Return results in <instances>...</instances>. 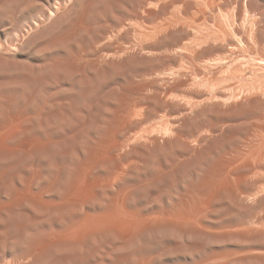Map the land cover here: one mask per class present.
<instances>
[{
    "label": "rangeland",
    "instance_id": "1",
    "mask_svg": "<svg viewBox=\"0 0 264 264\" xmlns=\"http://www.w3.org/2000/svg\"><path fill=\"white\" fill-rule=\"evenodd\" d=\"M147 1L0 0V264H264V0Z\"/></svg>",
    "mask_w": 264,
    "mask_h": 264
},
{
    "label": "bare ground",
    "instance_id": "2",
    "mask_svg": "<svg viewBox=\"0 0 264 264\" xmlns=\"http://www.w3.org/2000/svg\"><path fill=\"white\" fill-rule=\"evenodd\" d=\"M189 1H190V0H155L152 8H150V7L148 8V7H146L147 10H144L143 13H144L145 16L148 17V18H149V16H153V15L158 16L159 13H165V12L168 11V10L171 11V12H169V14H168V15L171 14V16H166V17H169V21H168V22L166 21L167 23H162V21H161V22L158 21V23L154 24L152 27H151V25L149 26V27H151V28H150L151 31H153V33H151V34L154 35V33H155V34H156V33H161V36H162V32H164V34L167 35L169 32H171V31H173V30L178 31V30L183 29V28H185V29L187 30L186 27H187L189 24L186 26V19H184L185 16H184V18H182L181 16H177L176 14L179 13L178 15H181L180 13H182V9H183V7H185V5H186ZM191 1H192V0H191ZM194 1H195V0H193V2H194ZM196 1H197V0H196ZM196 1L194 2L195 4H197ZM228 1H230V0H228ZM242 1H244V0H242ZM147 2L149 3L150 0H148ZM198 2H199V1H198ZM211 2H212V1H211ZM219 2H220V0H219ZM221 2H223V1H221ZM201 3H203V2H201ZM201 3H200V5H201ZM206 3H207V2H206ZM216 3H217V2H216ZM223 3H224V2H223ZM227 3H228V2H227ZM232 3H233V1H232ZM236 3L239 4L238 2H236ZM243 3H244V2H243ZM149 4H150V3H149ZM149 4H146V5L150 6ZM208 4H209V3H208ZM220 4H222V3H220ZM229 4H230V3H229ZM237 4H235V5H237ZM246 4H247V3H246ZM141 5H142V4H141ZM151 5H152V4H151ZM154 5H155V7H154ZM198 5H199V4H198ZM200 5H199V6H200ZM203 5H204V4H203ZM244 5H245V4H244ZM244 5H243L242 7H244ZM196 6H197V5H196ZM230 6H231V5H230ZM233 6H234V5H233ZM202 7H204V6H202ZM208 7H210V6H208ZM228 7H229V6H226L225 8H228ZM231 7H232V6H231ZM134 8H135V7H133V9H134ZM136 8H137V7H136ZM194 8H195V9H196V8L198 9V7H194ZM199 8H200V7H199ZM206 8H207V5H206ZM221 8H222V7H221ZM234 8H235V6H234ZM203 9H204V8H203ZM216 9H218V7H217ZM222 9H223V8H222ZM248 9H249V8H248ZM248 9H246V12L249 11ZM183 10H186V8H184ZM214 10H215V9H214ZM132 11H133V10H132ZM192 11H194V10H192ZM209 11H211V10H209ZM216 11H218V10H216ZM220 11H222V10L220 9ZM226 11H227V10H226ZM232 11H233V8H232ZM234 11H235V10H234ZM250 11H251V10H250ZM184 12H185V11H184ZM194 12H196V11H194ZM194 12H192V14H193ZM202 12H203V11H202ZM251 12H252V11H251ZM204 13H205V11H204ZM210 13H212V12H210ZM220 13H221V12H220ZM223 13L226 14V15H229L230 12H229V13H228V12H226V13L223 12ZM242 13H243V12H242ZM252 13H254V11H253ZM194 14H196V13H194ZM197 14H199V13H197ZM230 14H231V13H230ZM139 15H140V14H139ZM142 15H143V14H142ZM165 15H166V14H165ZM215 15H216V13H215ZM217 15H219V12H217ZM221 15H222V14H220L219 17H220ZM226 15H223V16H225V17H223V18H227L228 16L226 17ZM244 15H245V14H244ZM244 15H243V16H244ZM249 15H250V14H249ZM252 15H253V14H252ZM252 15H251V16H252ZM196 16H198V15H196ZM205 16H206V15L204 14L203 17H205ZM213 16H214V15H213ZM230 16H231V15H230ZM234 16H236V15L234 14V15H232L231 17L233 18ZM245 16H246V15H245ZM247 16H248V14H247ZM253 16H254V15H253ZM158 17H159V16H158ZM160 17H161V16H160ZM160 17H159V18H160ZM144 18H145V17H144ZM189 18L191 19V16H189ZM198 18H201V17L199 16ZM198 18H197L196 20H198ZM237 18H238V17H237ZM237 18H235V19L233 18V19L235 20V22H236V19H237ZM240 18H241V17H240ZM251 18H252V17H251ZM251 18L248 16L247 19L250 20ZM257 18H258V17H257ZM139 19H140V18H139ZM228 19H229V18H228ZM134 20H135V19H134ZM146 20H147V19H146ZM149 20H150V19H149ZM155 20H156V18L154 19V22H155ZM157 20H158V18H157ZM162 20L165 21V19H162ZM166 20H168V19H166ZM188 20H189V19H188ZM199 20H200V19H199ZM199 20H198V21H199ZM202 20H203V19H202ZM223 20H224V19H223ZM255 20H256V18H255ZM140 21H141V20H140ZM147 21H148V20H147ZM227 21H228V20L226 19V24H227ZM230 21H231V19H229V22H230ZM242 21H243V20H242ZM242 21H241V23H242ZM245 21H246V20H245ZM245 21H244V23H245ZM252 21L254 22V18H253ZM128 22L130 23L131 21L129 20ZM132 22H133V20H132ZM132 22H131V23H132ZM134 22H135V21H134ZM136 22H137V21H136ZM148 22L150 23V21H148ZM191 22H193V21H191ZM204 22H205V21H204ZM204 22H203V23H204ZM232 22H233V20H232ZM247 22H248V21H247ZM253 22H251L252 25H253ZM119 23H120V22H119ZM124 23H125V22H124ZM131 23H130V24H131ZM152 23H153V22H152ZM193 23H194V22H193ZM207 23H208V22H207ZM251 23H249V31H250V26L252 27ZM127 24H128V23H127ZM145 24H146V23H145ZM145 24H143V25H145ZM150 24H151V23H150ZM191 24H192V23H191ZM229 24H230V23H229ZM233 24H234V23H233ZM233 24H231V27L233 26ZM245 24H247V23H245ZM138 25H139V24H138ZM194 25L199 26V25L196 24V23H194ZM215 25H216V24H215ZM223 25H225V23H224ZM255 25H256V24H255ZM121 26H122V25H121ZM132 26H134V25H132ZM147 26H148V24H147ZM197 26H196V28H197ZM202 26H203V25H202ZM205 26H207V25H205ZM225 26H226V25H225ZM236 26H237V25H236ZM236 26H235V24H234V26H233L232 28H235ZM239 26H241V25L239 24ZM247 26H248V25H247ZM253 26H254V25H253ZM226 27H228V26H226ZM118 28H119V27H118ZM121 28H122V27H121ZM189 28H190V26H189ZM189 28H188V29H189ZM191 28H192V29L194 28L192 31L195 32V31H194V30H195V26H194V27L191 26ZM191 28H190V30H191ZM232 28H230V29L233 31ZM246 28H247V27H246ZM123 29H125V28L123 27ZM140 29H141V28H140ZM145 29H146V28H145ZM148 29H149V28H148ZM150 29H149V30H150ZM209 29H210V27H209ZM225 29H226V28H225ZM225 29H224V30H225ZM228 29H229V27H228ZM230 29H229V30H230ZM251 29H252L251 31H253V29H254V31L256 30V28H251ZM116 30H119V29H116ZM116 30H115V31H116ZM136 30H137V29H136ZM138 30H139V29H138ZM142 30L144 31V29H142ZM149 30H148V31H149ZM190 30H189V31H190ZM206 30H207V29H206ZM211 30H214V29H211ZM219 30H220V29H219ZM145 31H146V30H145ZM151 31H150V32H151ZM187 31H188V30H187ZM198 31H199V29H198ZM201 31H202V30H201ZM217 31H218V30H217ZM226 31L228 32V30H226ZM234 31H235V29H234ZM238 31H239V30H238ZM140 32H142V31H140ZM204 32H205V31H204ZM214 32H215V31H214ZM214 32H213V33H214ZM227 32H226V34H227ZM117 33H119V32H117ZM136 33H137V32H136ZM148 33H149V32H148ZM191 33H192V32H191ZM196 33L199 34V32H197V29H196ZM200 33H201V32H200ZM205 33H206V32H205ZM209 33H210V31H209L207 34L210 35ZM241 33H242V32H241ZM245 33H247V32H245ZM248 33H251V32H248ZM114 34H115V33H114ZM129 34H130V33H129ZM140 34L142 35V33H140ZM192 34H193V33H192ZM197 34L195 35L196 38H197ZM201 34H202V33H201ZM201 34H200L199 36H200L201 38H204L203 36H201ZM207 34H206V35H207ZM229 34H230V33H229ZM236 34H237V33H236ZM236 34H234V35H236ZM243 34H244V33H243ZM243 34H241V38H243V37H242ZM251 34H252V37H254V36H253V32H252ZM153 35H152V37H153ZM216 35H217V34H216ZM218 35H219V34H218ZM234 35H233V36H234ZM249 35H250V34H249ZM249 35H248V36H249ZM254 35H255V33H254ZM146 36H147V35H146ZM148 36H149V35H148ZM150 36H151V35H150ZM219 36H221V35H219ZM222 36H223V35H222ZM225 36H226V35H225ZM228 36H229V35H228ZM244 36H245V35H244ZM248 36H247V37H248ZM191 37L193 38L194 36L192 35ZM200 37H198L199 40H197L196 38H195V39H196L198 42H200V40H202ZM207 37H208V36H207ZM211 37H212V36H211ZM229 37H230V36H229ZM234 37H235V36H234ZM234 37H233V39H231V40H235ZM237 37H238V36H237ZM237 37H236V38H237ZM143 38H144V37H143ZM208 38H209V37H208ZM216 38H217V40L215 39V36H213V39H215V41H213V42H215V43H217V42H221V40L218 39V38H220V37L217 36ZM225 38H226V37H225ZM239 38H240V37H239ZM241 38H240V41H241ZM147 39H149V38H147ZM152 39H154V38H152ZM160 39H161V38H160ZM222 39H223V37H222ZM250 39H251V36H250ZM187 40H188V37H187ZM190 40H191V39H190ZM196 40H194V38H193V39H192V42L195 41L194 43H197ZM218 40H219V41H218ZM236 40L238 41L239 39H236ZM236 40H235V41H236ZM251 40H252V39H251ZM157 41H158V40H157ZM206 41H207V42H208V41L210 42V41H212V39H211V40H210V39H207ZM206 41H205V44H207ZM216 41H217V42H216ZM240 41L237 42V43H242V42H240ZM146 42H147V41H146ZM152 42H153V40H152ZM184 42H185V41H184ZM188 42H189V41H188ZM202 42H203V41H202ZM202 42H200V43L202 44ZM229 42H230V41H229ZM233 42H234V41H233ZM233 42H232V43H233ZM147 43H148V42H147ZM149 43H150V42H149ZM157 43H158V42H157ZM194 43H193V44H194ZM200 43H198L197 46H198V45H201ZM210 43H212V42H210ZM226 43H227V42H225V44H226ZM230 43H231V42H230ZM234 43H235V42H234ZM237 43H235L234 45L237 46ZM254 43H255V42H254ZM254 43L252 42L253 46H254ZM193 44H192V45H193ZM203 44H204V43H203ZM208 44H209V43H208ZM208 44H207V45H208ZM212 44H214V43H212ZM153 45H154V44H153ZM221 45H222V44H221ZM234 45L231 44V46H234ZM241 45H242V44H241ZM186 46H187V45H185L184 47L186 48ZM188 46H190V45H188ZM250 46H251V45H250ZM255 46H256V45H255ZM179 47H180V46H179ZM194 47H195V46H194ZM194 47H193V49H194ZM202 47H205V46L203 45ZM234 47H235V46H234ZM243 47H244V46H243ZM190 48H191V47H190ZM232 48H233V47H232ZM248 48H249V47H248ZM257 48H258V47H257ZM179 49H180V48H179ZM182 49H184V48H182ZM185 50H186V49H184V51H185ZM228 50L231 51V50H232L231 47L228 48ZM178 51H179V50H178ZM181 51H182V50H181ZM234 51H235V50H234ZM255 51H256V50H255ZM182 53H183V52H182ZM190 53H191V52H190ZM197 53H198V52H197ZM230 53H231V52H230ZM232 53H233V52H232ZM180 54H181V53H180ZM187 54H188V53H187ZM193 54H195V53H193ZM259 54H260V53H259ZM226 55H227V54H226ZM232 55H233V54H232ZM234 55H235V54H234ZM234 55H233V56H234ZM194 56H195V55H194ZM249 56H250V55H249ZM228 57H229V56H228ZM187 58H189V57H187ZM196 58H197V57H196ZM225 58H227V57L225 56ZM190 59H191V58H190ZM190 59H189V60H190ZM193 59H195V58H193ZM191 60H192V59H191ZM227 60H228V59H227ZM255 60H256V59H255ZM258 60H259V59H258ZM193 61H194V60H193ZM197 61L199 62V60H197ZM211 61H212V60H211ZM219 61H220V60H219ZM219 61H218V62H219ZM249 61H251V60H249ZM225 62H226V61H225ZM255 62H256V61H255ZM200 63H203V61H202V62L200 61ZM256 63H257V62H256ZM193 64H194V63H193ZM203 64H204V63H203ZM203 64H201V67H203ZM206 64H207V62H206ZM220 64H221V63H220ZM224 64H225V63H224ZM246 64H247V63H246ZM248 64H249V63H248ZM261 64H262V63H261ZM263 64H264V63H263ZM214 65H215V64H214ZM222 65H223V64H222ZM229 65H230V64H229ZM199 66H200V65H199ZM206 66H207V65H206ZM208 66H209V65H208ZM208 66H207V67H208ZM220 66H221V65H220ZM226 66H227V65H226ZM260 66H261V65H260ZM196 67H197V66H196ZM256 68H257V67H256ZM263 68H264V67H263ZM197 69H198V68H197ZM213 69H215V68H213ZM221 69H222V68H221ZM261 69H262V68H261ZM262 70H263V69H262ZM262 70H260V71H262ZM209 71H210V70H209ZM257 71H258V70H257ZM263 71H264V70H263ZM180 72H181V70H180ZM180 72H179V73H180ZM255 72H256V71H255ZM256 73H258V72H256ZM261 73H262V72H261ZM165 74H166V73H165ZM169 74H170V72H169ZM171 74H173V73H171ZM181 74H182V73H181ZM183 74H184V73H183ZM262 74H263V73H262ZM178 75H180V74H178ZM173 76H174V75H173ZM175 77H176V75H175ZM257 77H258V76H257ZM179 78H180V77H179ZM197 78H198V77H197ZM186 79H187V78H186ZM207 80H208V79H207ZM183 81H184V80H183ZM185 81H186V80H185ZM185 81H184V82H185ZM256 81H257V80H256ZM193 82H194V81H193ZM263 82H264V80H263ZM263 82H262V83H263ZM179 83H180V82H179ZM179 83H178V84H179ZM181 83H182V82H181ZM181 83H180V84H181ZM186 83H187V81H186ZM259 83H260V82H259ZM180 84H179V85H180ZM183 84H184V83H183ZM207 84H209V83H207ZM229 84H230V83H229ZM231 84H232V83H231ZM176 85H177V84H176ZM187 85H188V84H187ZM204 85H205V84H204ZM226 85H227V84H226ZM205 86H206V85H205ZM219 86H220V85H219ZM234 86H236V85H234ZM167 87H168V86H167ZM228 87H229V86H228ZM257 87H258V86H257ZM257 87H255L254 89H256ZM263 87H264V85H263ZM172 88H173V87H172ZM213 88L215 89L216 87H213ZM213 88H212V89H213ZM221 88H222V87H221ZM246 88H247V87H246ZM251 88H253V87L251 86ZM259 88H260V87H258V89H256V90L253 89V91H256V92H257V90L259 91V92H257L258 95H260V91L263 90V88H262V89H261V88L259 89ZM170 89H171V87H170ZM214 89H213V92L218 91V90H216V89H218V88H216L215 91H214ZM226 89H227V88H226ZM226 89H224V90H226ZM228 89H229V88H228ZM195 90H196V88H195ZM202 90H204V89H202ZM202 90H198V91H202ZM210 90H211V89H210ZM219 90H220V89H219ZM221 90H222V89H221ZM224 90H223V92H224ZM230 90H232V88H231ZM171 91H172V90H171ZM207 91H209V90H207ZM226 91H227V90H226ZM240 91H241V90H240ZM240 91H238V92H239V93H238V94H239V97H240ZM242 91H243L244 93H241V96H242V94H244V95L246 94V95H247V93H245V90H242ZM249 91H251V89H249ZM253 91H251V92H253ZM168 92H169V90H168ZM168 92H166V93H168ZM203 92H204V91H203ZM205 92H206V90H205ZM209 92H210V91H209ZM233 92H235V93H234L235 95L237 94V92H236L235 90H233ZM233 92H232V93H233ZM246 92H248V89H247ZM251 92H248V93L250 94V95H248V97H251V98H252L253 96H251ZM256 92H254L253 95H254ZM170 93H171V92H170ZM206 93H207V92H206ZM225 93H227V92H225ZM228 93H229V92H228ZM228 93H227V94H228ZM232 93H231V94H232ZM261 93H262V92H261ZM208 94H209V93H208ZM212 94H214V93H212ZM238 94H237V95H238ZM257 94H256V95H257ZM167 95H168V94H167ZM167 95H166V96H167ZM209 95L211 96V94H209ZM228 95H229V94H228ZM228 95H227V96H228ZM232 95H233V94H232ZM232 95L230 96V97H231V100L229 99L230 97L227 98V99L230 100V102L233 101L235 98H237V97H235V95H234L235 98H234ZM261 95H262V94H261ZM261 95H260V96H261ZM263 95H264V94H263ZM164 96H165V95H164ZM180 96H181V95H180ZM215 96H216V95H215ZM218 96H219V95H218ZM167 97H168V96H167ZM167 97H166V98H167ZM172 97H173V96H172ZM206 97H208V96H206ZM216 97H217V96H216ZM219 97H221V96H219ZM239 97H238V98H239ZM173 98H174V97H173ZM175 98H176V97H175ZM187 98H188V97H187ZM209 98L212 100L213 97H209ZM209 98H208V99H209ZM214 98H215V97H214ZM232 98H233V99H232ZM240 98H241V97H240ZM243 98H244V96H243ZM243 98H241V99H243ZM262 98H264V97H262ZM171 99H172V98H171ZM176 99L179 100V98H176ZM176 99H175V100H176ZM205 99H206V98H205ZM217 99H221V98H218V97H217ZM217 99H216V101H218L217 106L220 105V101H221V105H220V106H223V105H226V104L228 105V104L230 103L229 101H225L226 98L221 99V100H217ZM227 99H226V100H227ZM245 99H247V96H245ZM249 99H250V98H249ZM249 99H247V100H249ZM181 100H182V99H181ZM181 100H180V103H182ZM184 100H186V99H184ZM211 100H210V102H211ZM223 100H224V102H223ZM237 100H239V99H237ZM182 101H183V100H182ZM203 101H204V100H203ZM212 101H214V100H212ZM216 101H215L214 103H213V102H212V103L215 104ZM235 101H236V100H234V102H235ZM243 101H244V100H243ZM165 102H167V99H166ZM184 102H185V101H184ZM187 102H188V101H187ZM208 102H209V100H207V103H208ZM222 102H223V103H225V102H229V103L222 104ZM125 103H126V102H125ZM127 103H129V102H127ZM142 103H143V102H142ZM185 103H186V102H185ZM134 104H135V103H134ZM183 104H184V103H183ZM196 104H197V103H196ZM196 104H195V105H196ZM201 104H202V103H201ZM218 104H219V105H218ZM230 104H232V103H230ZM184 105H185V104H184ZM197 105H199V104H197ZM215 105H216V104H215ZM192 106H194V104H193ZM201 106H202V105H201ZM213 106H214V105H213ZM261 107H262V106H261ZM196 108H198V107H196ZM262 108H263V107H262ZM194 109H195V108H194ZM220 109H221V107H220ZM124 110H125V109H124ZM127 111H129V110L127 109ZM194 111H195V110H194ZM125 112H126V110H125ZM122 113H123V111H122ZM129 113H130V112H129ZM132 113H133V112H132ZM261 113H262V112H261ZM121 115H122V114H121ZM126 115H127V113H126ZM127 116H128V115H127ZM132 116H133V115H132ZM121 117H123V116H121ZM259 117H260V115H259ZM263 117H264V116H263ZM116 118H117V117H116ZM118 118H119V117H118ZM125 118H126V116H125ZM123 119H124V118H123ZM126 119H128V117H127ZM165 119H166V118H165ZM262 120H263V119H262ZM163 122H164V121H163ZM175 122H176V121H175ZM6 124H7V123H6ZM165 124H166V123H165ZM172 124H173V123H172ZM179 124H180V123H179ZM10 125H11V124H10ZM163 125H164V123H163ZM260 125H261V124H260ZM260 125H259V126H260ZM8 126H9V125H8ZM175 127H176V126H175ZM255 127H257V124H256ZM255 127H254V128H255ZM6 128H7V125H6ZM31 128H32V127H31ZM256 129H258V127H257ZM13 130H14V129H13ZM13 130H12V131H13ZM252 130H254V129L252 128ZM259 130H260V129H259ZM263 130H264V129H263ZM260 131H262V130H260ZM256 132H258V134H259V131H258V130H257V131H254V132H253V133H255V134H253L254 136H258V135L256 134ZM206 133H207V132H206ZM251 133H252V132H251ZM251 133H249V134H251ZM167 134H168V132H167ZM261 134H262L263 136H262V138H261V136H260L259 139H264V138H263V137H264V134H263V133H260L259 135H261ZM7 135H9V134H7ZM7 135H6V136H7ZM198 136H199V135H198ZM249 136H250V135H249ZM254 136H253V138H254ZM3 137H4V135H3ZM176 137H177V136H176ZM250 137H251V136H250ZM250 137H249V139H250ZM258 137H259V136H258ZM258 137H256L257 140H258ZM1 138H2V137H1ZM25 138H27V137H25ZM178 138H179V137H178ZM126 139H127V138H126ZM134 139H135V137H134ZM251 139H252V138H251ZM251 139H250L249 142H251ZM197 140H198V139H197ZM252 140H255V139H252ZM257 140H256V141H257ZM1 141H2V140H1ZM25 141H26V140H25ZM124 141H125V140H124ZM133 141H134V140H133ZM153 141H154V140H153ZM260 141H261V140H260ZM26 142H27V141H26ZM247 142H248V141L245 142V145H247V144H246ZM258 142H259V141H258ZM2 143H3V142H2ZM23 143L26 144L25 142H23ZM23 143H21V144H23ZM27 143H28V142H27ZM117 143H119V142H117ZM120 143H121V142H120ZM21 144H20V145H21ZM250 144H251V143H250ZM3 145H4V144H3ZM3 145H2V146H3ZM32 145H33V144H32ZM251 145H254V144H251ZM26 146H27V145H26ZM120 146H122V145L120 144ZM120 146H119V147H120ZM249 146H250V145H249ZM256 146H260V145H257V144H256ZM0 147H1V146H0ZM23 147H25V146L23 145ZM31 147H32V146H31ZM35 147H36V146H35ZM102 147H103V146H102ZM116 147H117V145H116ZM246 147H247V146H246ZM5 148H6V147H5ZM251 148L254 149V146L251 147ZM262 148L264 149V146H263ZM262 148H261V149H262ZM0 149H1V148H0ZM2 149H3V147H2ZM116 149H117V148H116ZM249 149H250V148H249ZM249 149H248V150H249ZM257 149L259 150V148H257ZM257 149H255V151H256ZM3 150H4V149H3ZM15 150L17 151L16 148H15ZM15 150H14V151H15ZM106 150H107V149H106ZM120 150H121V149H120ZM258 150H257V151H258ZM4 151H5V150H4ZM16 151H15V152H16ZM112 151H113V150H112ZM250 151H251V149H250ZM255 151H253V153L249 154L250 156H246V155H244V154H248V153H249V151H246V153L243 154V155L245 156V157H243V158L246 159V157H248V159H249V158L252 156V159H253L254 157H256V156L254 155V154L256 153ZM261 151H262V150H261ZM261 151H260L259 153H262V152H263V151H262V152H261ZM5 152H6V151H5ZM244 152H245V151H244ZM247 152H248V153H247ZM104 153H105V152H104ZM108 154H109V153H108ZM108 154H105V155L108 156ZM263 154H264V153H263ZM105 155H104V156H105ZM109 155H110V154H109ZM261 155H262V154H261ZM104 156H103V157H104ZM253 156H254V157H253ZM257 156L259 157V160H260V161L263 160V159L261 160L262 157L264 158V155L261 157V156H259L258 152H257ZM111 157H112V156H111ZM227 157H228V156H227ZM258 157H257V158H254V160L258 159ZM260 157H261V158H260ZM114 158H115V157H114ZM236 158H237V157H236ZM102 159H103V158H102ZM107 159H109V158H107ZM115 159H116V158H115ZM237 159H238V158H237ZM250 159H251V158H250ZM250 159L248 160V161H249V163H248L249 166H251L252 164L254 165V162H255V161L252 162V164H251ZM227 160H228V159H227ZM240 160H241V159H240ZM240 160H239V161H240ZM259 160H258V161H259ZM95 161H96V160H95ZM97 161H98V160H97ZM242 161H245V160L243 159ZM248 161H247V162H248ZM260 161H259V162H260ZM103 162H104V161H103ZM135 162H136V161H135ZM247 162H245V163H247ZM259 162H257V163H259ZM19 163H20V162H19ZM101 163H102V162H101ZM137 163H138V161H137ZM260 163H261V162H260ZM260 163H259V164H260ZM262 163H263V162H262ZM94 164H95V163H94ZM97 164H98V163H97ZM99 164H100V163H99ZM99 164H98V165H99ZM132 164H133V163H132ZM138 164H139V163H138ZM240 164H241V163H240ZM250 164H251V165H250ZM120 165H121V164H120ZM230 165H231V164H230ZM232 165H233V164H232ZM232 165H231V166H232ZM246 165H247V164H246ZM246 165H245V166H246ZM96 166H97V165H96ZM223 166H224V165H223ZM224 167H225V166H224ZM226 167H228V166H226ZM251 167H252V166H251ZM253 167H254V166H253ZM118 168H119V166H118ZM232 168H233V167H232ZM122 169H123V168H122ZM257 170H259V169H255V170H253V171H254V172H255V171L257 172ZM260 170H261V169H260ZM260 170H259V171H260ZM1 172H2V171H1ZM5 172H6V171H5ZM118 172H119V169H118ZM118 172H117V174H118ZM120 172H121V170H120ZM254 172H253V173H254ZM256 172H255V175H256ZM114 173H115V172H114ZM1 174H3V173H1ZM263 174H264V173H263ZM118 175H119V174H118ZM247 175H248V174H247ZM250 175H251V172H250ZM253 175H254V174H253ZM101 176H102V175H101ZM112 176H113V175H112ZM112 176H111V177H112ZM119 176H120V175H119ZM244 176H245V175H244ZM256 176H257V175H256ZM256 176H255V177H256ZM32 177H33V176H32ZM32 177H31V178H32ZM115 177H116V176H115ZM263 177H264V176H263ZM109 178H110V177H109ZM117 178H118V177H117ZM243 178H244V177H243ZM245 178H246V177H245ZM247 178H248V176H247ZM252 178H253V177H252ZM252 178H251V179H252ZM257 178H258V176H257ZM257 178H256L255 180H257ZM104 179H105V178H104ZM112 179H113V178H112ZM238 179H240V177H239ZM261 179H262V178H261ZM27 180H28V179H27ZM29 180H30V179H29ZM91 180H92V179H91ZM95 180H96V179H95ZM95 180H94V181H95ZM243 180H244V179H243ZM247 180H248V179H247ZM252 180H253V179H252ZM78 181H79V180H78ZM102 181H103V180H102ZM107 181H108V180H107ZM109 181H110V180H109ZM112 181H113V180H112ZM150 181H152V179H151ZM259 181H260V178H259ZM261 181H262V180H261ZM1 182H2V180H1ZM1 182H0V183H1ZM26 182L29 183L30 181H29V182L26 181ZM99 182H100V181H99ZM24 183H25V182H24ZM30 183H31V182H30ZM30 183H29V184H30ZM95 183H96V182H95ZM74 185H76V184H74ZM77 185H78V184H77ZM77 185H76V186H77ZM24 186H25L24 188H26L27 185H24ZM48 187H49V186H48ZM97 187H98V186H97ZM30 188H31V187H30ZM74 188H76V187H74ZM258 188H259V187H258ZM27 189H28V188H27ZM44 189H45V188H44ZM77 189H78V188H77ZM28 190H30V189H28ZM72 190H73V189H72ZM74 190H75V189H74ZM22 191H23V189H22ZM26 191H27V190H25L24 192H26ZM31 191H32V190H31ZM76 191H78V190H76ZM262 191H264V190H262ZM20 192H21V191H20ZM24 192H22V194H23ZM44 192H45V191H44ZM257 192H258V191H257ZM15 193H18V192H15ZM28 193H29V192H28ZM24 194H25V193H24ZM24 194H23V195H24ZM29 194H30V193H29ZM31 194H32V192H31ZM74 194H75V193H74ZM17 195H20V193H18ZM39 195H40V194H39ZM14 196H16V195H14ZM21 196H22V195H21ZM17 197H19V196H17ZM24 197L26 198V196H24ZM238 197H239V196H238ZM240 197H241V196H240ZM29 198H30V197H29ZM29 198H28V195H27L26 200L29 199ZM17 200H18V199H17ZM19 200H20V199H19ZM113 200H114V199H113ZM113 200H112V202H113ZM190 200H191V198H190ZM192 200H193V199H192ZM192 200H191V201H192ZM21 201H22V200H21ZM21 201H20V202H21ZM34 201H35V200H34ZM188 201H189V200H188ZM4 202H5V201H4ZM10 202H11V201H10ZM16 202H17V201H16ZM26 202H27V201H26ZM42 202H43V201H42ZM14 203H15V202H14ZM18 203H19V202H18ZM18 203H16V204H18ZM35 203H37V202H35ZM35 203H34V204H35ZM190 203H191V202H190ZM190 203H189V205H190ZM30 204H31V203H30ZM0 205H1V204H0ZM14 205H15V204H14ZM35 205H36V204H35ZM16 206H17V205H16ZM111 206H112V205H111ZM187 206H188V205H187ZM192 206H193V205H192ZM192 206H190V207H191V210H192ZM0 207H1V206H0ZM11 207H12V206H11ZM112 207H113V206H112ZM185 207H186V206H185ZM188 207H189V206H188ZM6 208H7V207H6ZM9 208H10V207H9ZM109 208H110V207H109ZM10 210H11V209H10ZM109 210H110V209H109ZM180 210H181V209H180ZM103 212H104V211H103ZM106 212H108V210H106ZM106 212H105V213H106ZM117 212H118V211H117ZM181 212H182V211H181ZM113 213H114V211H113ZM186 213H187V212H186ZM117 214H118V213H117ZM117 214H116V215H117ZM92 215H93V214H92ZM116 215H114V216H116ZM176 215H177V214H176ZM186 215H188V213H187ZM186 215H185V216H186ZM189 215H190V214H189ZM189 215H188V216H189ZM100 216H101V215H100ZM178 216H179V215H178ZM188 216H187V217H188ZM259 216H260V215H259ZM83 217H84V216H83ZM83 217H82V218H83ZM107 217H108V216H107ZM107 217H106V218H107ZM84 218H85V217H84ZM97 218H98V217H97ZM97 218H95V219H97ZM109 218H110V217H108V219H109ZM87 219H88V218H87ZM87 219H86V222H87ZM99 219H101V218H99ZM102 219H104V218H102ZM112 219H113V218H112ZM189 219H190V218H189ZM189 219H188V220H189ZM81 220H82V219H81ZM106 220H107V219H106ZM110 220H111V219H110ZM113 220H114V219H113ZM88 221H89V220H88ZM101 221H102V220H101ZM179 221H180V220H179ZM181 221H182V220H181ZM79 222L81 223V221H79ZM79 222L76 221V223H79ZM89 222H90V221H89ZM99 222H100V221H99ZM104 222H105V220H104ZM112 222H113V221H112ZM87 223H88V222H87ZM87 223H86V225H87ZM93 223H94V222H93ZM107 223H108V221H107ZM109 223H110V222H109ZM74 224H75V223H74ZM83 224H84V223H83ZM94 224H95V223H94ZM102 224H103V223H102ZM110 224H111V223H110ZM122 224H123V223H122ZM139 224H140V223H139ZM91 225H92V224H91ZM129 225H131V224H129ZM135 225H137V224H135ZM135 225H134V226H135ZM76 226H77V225H76ZM87 226H88V225H87ZM95 226H96V225H95ZM105 226H106V225H105ZM116 226H117V225H116ZM139 226H140V225H139ZM71 227H75V226L71 225ZM77 227H78V226H77ZM88 227H89V226H88ZM99 227H100V226H99ZM112 227H113V225H112ZM128 227H129V226H128ZM130 227H131V226H130ZM132 227H133V224H132ZM132 227H131V228H132ZM75 228H76V227H75ZM75 228H74V230H75ZM90 228H91V227H90ZM94 228H95V227H94ZM97 228H98V227H97ZM123 228H124V227H123ZM125 228H127V227H125ZM125 228H124V229H121V230H125ZM137 228H139V227H137ZM70 229H71V228H70ZM76 229H77V228H76ZM80 229H81V228L78 227V231H79ZM92 229H93V227H92ZM104 229H105V228H104ZM106 229H107V227H106ZM119 229H120V226H119ZM140 229H142V228H140ZM81 230H82V229H81ZM98 230H99V229H98ZM102 230H103V229H102ZM116 230H117V229H116ZM127 230H129V228H128ZM127 230H125L124 232L126 233ZM135 230H136V229H135ZM135 230H133V232H134ZM137 230H138V229H137ZM137 230H136V231H137ZM75 231H77V230H75ZM87 231H89V230H87ZM90 231H91V230H90ZM94 231H95V229H94ZM99 231H100V230H99ZM103 231H104V230H103ZM107 231H109V230H107ZM110 232H111V231H110ZM112 232H113V231H112ZM112 232H111V233H112ZM116 232H119V231L117 230ZM121 232H122V234L124 233L123 231H120V233H121ZM131 232H132V230H131ZM138 232H139V231H138ZM138 232H136V233H138ZM68 233H70V232H69V228H68ZM79 233H81V232H79ZM97 233H98V232H97ZM97 233H95L96 236H94V237H96V238H97V236L99 235V234H97ZM105 233H106V232H105ZM113 233L115 234V232H113ZM62 234H63V236H64V234H65V235H68L67 233H62ZM83 234H85V233H83ZM107 234H108V233H107ZM81 235H82V234H81ZM89 235H90V233H89ZM93 235H94V234H93ZM100 235H101V234H100ZM115 235L118 236V235H120V234H115ZM56 236H57V235H56ZM82 236H84V235H82ZM82 236H81V237H82ZM111 236H112V235H111ZM120 236H122V235H120ZM124 236H125V235H124ZM128 236H129V235H128ZM70 237L73 238L74 235H73V236L70 235ZM77 237H78V236H77ZM77 237H76V238H77ZM87 237H89V236L87 235ZM92 237H93V236H92ZM99 237H100V236H99ZM129 237H133V239L135 238V237H134V234H133V236H132V234H131V236H129ZM85 238H86V237H85ZM107 238H108V237H107ZM57 239H58V237H57ZM65 239H66V238H65V236H64V239H63V240L61 239V240H62V241H65ZM68 239H69V238H68ZM78 239H79V237H78ZM88 239H89V238H88ZM123 239H127V238H124V237H123ZM131 239H132V238H131ZM59 240H60V239H59ZM61 240H60V244H62ZM81 240H83V239L81 238ZM86 240H87V239H86ZM96 240H97V239H96ZM112 240H113V239H112ZM115 240H117V239L115 238V239L113 240L114 242L111 244L112 246H114L113 244H115ZM53 241H54V240H53ZM56 241H57V240H56ZM56 241H55V243H56ZM69 241H70V242H69L68 244H71V242L73 241V239H72V240H69ZM79 241H80V240H79ZM83 241H85V240H83ZM88 241H89V240H88ZM91 241H92V240H91ZM94 241H95V240H94ZM118 241H119V240H118ZM122 241H123V240H122ZM122 241H121V239H120L119 242L122 243ZM129 241H130V240H128V242H129ZM66 242H68V241H66ZM86 242H87V241H86ZM130 242H132V241H130ZM58 243H59V241H58ZM58 243H57V244H58ZM83 243H84V242H82V244H83ZM87 243H88V242H87ZM95 243H96V242H95ZM49 244H50V243H49ZM64 244H65V242H64ZM64 244H63V245H64ZM66 244H67V243H66ZM74 244H75V246H76L77 243H74ZM80 244H81V242H80ZM116 244H118V243H116ZM125 244H127V243H125ZM71 245H72V244H71ZM59 246H60V245H59ZM61 246H62V245H61ZM72 246H73V245H72ZM77 246H78V245H77ZM124 246H125V245H124ZM51 247H52V246H51ZM116 247H117V245H116ZM107 248H108V247H107ZM107 248H106V249H107ZM51 249H52V248H51ZM108 249H111V248L109 247ZM94 250H96V249H94ZM94 250H93V252H94ZM80 251H81V250H80ZM94 253H95V252H94ZM105 253H106V252H105ZM102 254H103V253H102ZM106 254H107V253H106ZM97 256H99V255H97ZM109 256H110V255H109ZM66 257H67V256H66ZM118 257H119V256H118ZM79 258H82V257H79ZM79 258H78V259H79ZM121 258H122V257H120V260L122 261L123 259H121ZM123 258H124V257H123ZM125 258H127V257H125ZM125 258H124V259H125ZM80 260H81V259H80ZM80 260H79V262H80ZM77 261H78V260H77ZM84 261H85V260H84ZM63 262H64V261H63ZM63 262H62V263H63ZM82 262H83V260H82ZM82 262H80V263H82ZM88 262H89V261H88ZM97 262H98V261H97ZM101 263H102V262H101ZM116 263H117V262H116ZM102 264H103V263H102Z\"/></svg>",
    "mask_w": 264,
    "mask_h": 264
}]
</instances>
